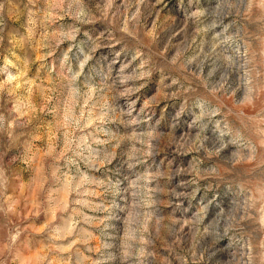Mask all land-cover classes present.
<instances>
[{"label": "rangeland", "instance_id": "1", "mask_svg": "<svg viewBox=\"0 0 264 264\" xmlns=\"http://www.w3.org/2000/svg\"><path fill=\"white\" fill-rule=\"evenodd\" d=\"M0 264H264V0H0Z\"/></svg>", "mask_w": 264, "mask_h": 264}]
</instances>
